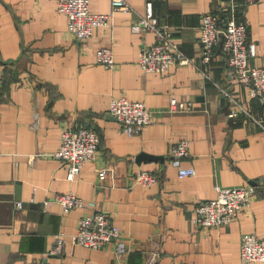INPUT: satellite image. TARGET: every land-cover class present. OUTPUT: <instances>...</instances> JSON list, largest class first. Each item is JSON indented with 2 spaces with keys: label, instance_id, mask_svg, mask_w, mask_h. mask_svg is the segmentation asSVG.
Wrapping results in <instances>:
<instances>
[{
  "label": "crops",
  "instance_id": "1",
  "mask_svg": "<svg viewBox=\"0 0 264 264\" xmlns=\"http://www.w3.org/2000/svg\"><path fill=\"white\" fill-rule=\"evenodd\" d=\"M127 1L131 10L116 11L110 26L81 41L69 33L58 0H0V264H145L155 247L162 252L158 264H264L241 258L244 234L264 239V126L245 114L230 119L223 89L263 120L264 106L231 81L222 47L204 63L200 43L203 17L232 16L235 6L256 44L253 64L263 66L264 0ZM149 2L191 64L167 73L140 67L142 48L157 42L139 26ZM91 10L110 12L111 3L91 0ZM105 47L113 49V68L97 62ZM122 96L150 109L152 123L142 132L126 131L110 114L111 101ZM173 99L190 110L173 112ZM82 126L99 131V156L71 179L56 153L63 131ZM180 141L189 143L190 155L176 164L171 149ZM141 154L163 160L139 162ZM190 167L196 174L181 178L179 169ZM141 170L157 181L138 183ZM217 185H253L256 194L229 226L201 227L195 207L216 198ZM71 192L112 215L122 232L116 242L102 249L73 243L85 210L44 204ZM60 238L64 252L52 254Z\"/></svg>",
  "mask_w": 264,
  "mask_h": 264
},
{
  "label": "built area",
  "instance_id": "2",
  "mask_svg": "<svg viewBox=\"0 0 264 264\" xmlns=\"http://www.w3.org/2000/svg\"><path fill=\"white\" fill-rule=\"evenodd\" d=\"M111 11L95 13L91 10V0H58V11L68 18V31L81 41L90 40L97 29L111 25L112 16L116 11L131 10L127 0H109ZM255 0H246L247 4ZM236 7H232V16L223 17L220 14L209 13L203 17L200 27V43L202 45V59L204 63H210L215 50L220 46L227 57L229 77L231 81L245 87L248 90L250 101L256 100L264 106V65L258 67L253 64L257 55L254 42L249 41V29L246 23H241L235 17ZM139 26L144 31H153L157 42L145 45L141 50L140 67L145 73H167L172 66L188 65L192 61L188 58L173 40V31L167 26H161L154 16L152 3L147 5V13L140 18ZM97 62L107 68L115 66L113 49L101 48L97 52ZM2 89V77L0 76V93ZM231 108L228 113L230 119H236L242 114L254 119L264 126V120L255 117L248 107L238 97L223 89ZM171 110L188 111L190 104L173 99ZM110 114H112L121 126L131 133H140L152 123L151 111L144 102L131 101L122 96L111 101ZM101 135L92 126H82L76 129L68 128L62 133V145L56 153L69 168V177L75 179L83 166L94 162L99 156ZM190 155V145L187 141H180L171 149L173 162L180 161ZM193 167L180 168L181 178L194 176ZM107 171L99 172L101 181L105 180ZM136 181L144 186H152L157 178L154 174L141 170L136 175ZM217 197L214 199L199 201L195 207L197 223L204 228L229 226L240 214L250 207L255 194L256 186L244 185L236 187L216 186ZM60 204L64 212L68 213L76 209H84L85 214L79 220L78 231L73 236L75 245L89 249H102L116 242L122 232L114 223L112 215L98 207L94 201L85 202L83 198L74 193L57 194L45 200V207L52 204ZM19 208H23L22 201L17 202ZM65 239L60 238L58 245L51 251L52 254L64 252ZM162 252L160 247H155L147 252L145 264H158ZM241 258L244 263L264 262V239L253 233H246L241 242Z\"/></svg>",
  "mask_w": 264,
  "mask_h": 264
},
{
  "label": "water",
  "instance_id": "3",
  "mask_svg": "<svg viewBox=\"0 0 264 264\" xmlns=\"http://www.w3.org/2000/svg\"><path fill=\"white\" fill-rule=\"evenodd\" d=\"M139 160V162H141L142 160H146V159H150V160H159V159H161V160H163V158L161 157V158H157V157H155V156H151V155H146V154H141L140 155V157L138 158Z\"/></svg>",
  "mask_w": 264,
  "mask_h": 264
}]
</instances>
